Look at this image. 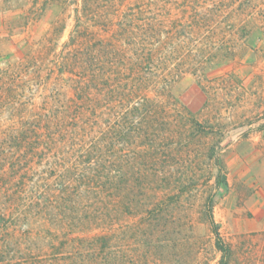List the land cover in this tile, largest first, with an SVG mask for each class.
Returning <instances> with one entry per match:
<instances>
[{"label":"trees","instance_id":"obj_1","mask_svg":"<svg viewBox=\"0 0 264 264\" xmlns=\"http://www.w3.org/2000/svg\"><path fill=\"white\" fill-rule=\"evenodd\" d=\"M95 1H79L68 40L46 57L54 60L48 77L54 75L64 99L55 111L54 103L47 104L32 128L6 139L11 153L0 145V264H43L26 254L29 238H44L47 251L57 252L52 264H77V251L88 244L105 247L108 226L145 205L146 224L131 228L132 236L137 230L150 239L166 234L160 219L175 200L168 193L150 199L149 187L158 183L155 167H166L171 158L160 150L169 141L188 142L209 132L173 89L187 75L200 79L209 68L234 60L256 13L252 0H178L170 7L161 0H136L126 12ZM37 4L30 14L38 13ZM111 14L126 17L110 19ZM67 26L52 23L50 45L59 44ZM91 130L95 140L74 148ZM172 132L178 140L168 136ZM44 158V164L32 162ZM217 166L216 183L227 187L220 159ZM213 206L210 199L209 222L221 264H229L231 248ZM22 223L31 230L22 232ZM93 231L99 233L89 237Z\"/></svg>","mask_w":264,"mask_h":264},{"label":"rangeland","instance_id":"obj_2","mask_svg":"<svg viewBox=\"0 0 264 264\" xmlns=\"http://www.w3.org/2000/svg\"><path fill=\"white\" fill-rule=\"evenodd\" d=\"M36 1L40 10L30 14ZM79 1L0 0V145H4L5 153L13 151L6 140L9 136L26 131L29 125L32 128L41 114L46 115L47 104L54 103L55 111L65 97L54 75L48 77L54 60L48 63L46 57L49 49L58 53L68 40ZM161 1L160 5L167 7L178 3ZM96 3L126 12L136 0ZM138 3L144 2L137 0ZM42 4L46 7L41 8ZM251 7L256 13L247 24L246 38L235 48L234 60L209 68L200 79L187 75L173 89L209 132L189 138L188 142L169 141L160 150H167L171 158L166 167H155L158 183L150 182L149 187L155 193L150 194V199L168 193L175 200L163 212L164 221L160 219L162 226L166 225V234L150 239L137 230L132 236L131 228L146 224L142 218L148 213L143 209L149 206L145 205L139 214L124 215L123 222L108 226L105 247L88 244L77 251L81 254L74 257L77 264H221L223 254L216 246L208 217L210 199L214 201L213 215L221 237L231 248L229 264H264V0H252ZM123 17L126 16H108ZM58 20L68 26L59 44L50 45L52 23ZM175 121L171 118L173 126ZM91 131L82 142L75 140L74 148L93 142L97 132ZM168 136L178 140L176 133ZM218 159L227 176V187L216 183ZM33 161L40 165L47 158ZM29 226L22 223V232L31 230ZM78 235L82 233H74V237ZM26 244L27 255L52 264L57 252L47 251L44 238H29Z\"/></svg>","mask_w":264,"mask_h":264}]
</instances>
